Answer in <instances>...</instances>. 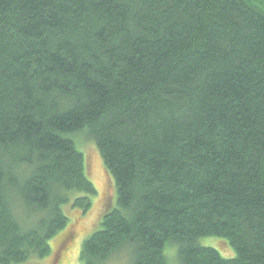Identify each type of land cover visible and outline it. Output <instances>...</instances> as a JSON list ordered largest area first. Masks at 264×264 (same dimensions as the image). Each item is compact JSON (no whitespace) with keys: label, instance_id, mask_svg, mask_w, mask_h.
Wrapping results in <instances>:
<instances>
[{"label":"trees","instance_id":"obj_1","mask_svg":"<svg viewBox=\"0 0 264 264\" xmlns=\"http://www.w3.org/2000/svg\"><path fill=\"white\" fill-rule=\"evenodd\" d=\"M80 138L116 204L77 264H264V0H0V264L90 208Z\"/></svg>","mask_w":264,"mask_h":264},{"label":"rangeland","instance_id":"obj_2","mask_svg":"<svg viewBox=\"0 0 264 264\" xmlns=\"http://www.w3.org/2000/svg\"><path fill=\"white\" fill-rule=\"evenodd\" d=\"M76 146L86 159L90 179L96 189V194L91 197V206L86 213L75 208L64 209L69 218L68 223L50 239V253L42 259L30 260L23 264H77L81 243L99 228L98 223L102 213L109 208L112 209L116 204L113 182L104 170L100 154L94 143L87 138H80ZM64 240L66 243L63 250L60 247ZM202 243L215 248L225 258L234 256V252L223 238L206 237ZM118 261H120L118 264L129 263L125 255H122ZM171 264H178V262L172 259Z\"/></svg>","mask_w":264,"mask_h":264}]
</instances>
